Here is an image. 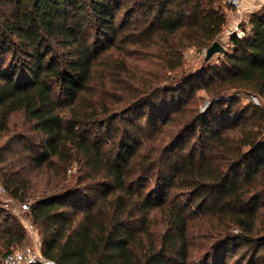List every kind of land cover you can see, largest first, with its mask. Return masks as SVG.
<instances>
[{"label": "trees", "instance_id": "16d2710c", "mask_svg": "<svg viewBox=\"0 0 264 264\" xmlns=\"http://www.w3.org/2000/svg\"><path fill=\"white\" fill-rule=\"evenodd\" d=\"M219 2L0 0V183L46 259L264 264V4L185 70ZM29 235L0 207L4 257Z\"/></svg>", "mask_w": 264, "mask_h": 264}, {"label": "rangeland", "instance_id": "374dc122", "mask_svg": "<svg viewBox=\"0 0 264 264\" xmlns=\"http://www.w3.org/2000/svg\"><path fill=\"white\" fill-rule=\"evenodd\" d=\"M219 3H223V0H220ZM252 10H254V9L253 8L251 10L245 9V11L241 15H239V14L228 9V11H227L228 22L226 24V28L224 30V33H223L222 37L219 39V41L225 42L226 38L229 36L231 31L235 29V27L239 26L240 23H244L247 21L248 16ZM233 19H235V21L232 22ZM239 30H241V29L239 28ZM206 51H207L206 49L198 50L196 48H190L185 52V70H186V73H194V72L199 71V69L203 65V61H204V58L206 55ZM220 56H221L220 54H216L214 56V59H213L214 64H217L218 60H221ZM137 64H139V62H137ZM198 94L203 95L204 92L201 90V91H198ZM245 102H247V101H245ZM205 105H206V103L202 102L201 108L205 109V107H206ZM19 118H20L19 116H15L16 122L21 121V119H19ZM74 170H75V168H74ZM39 174L40 175L38 178H41V177L46 178V175L44 176L42 173H39ZM0 185L3 186L1 183H0ZM38 196L39 195H37V197ZM28 202L31 204L33 202V199L30 198L28 200ZM21 204H22L21 202L19 203L18 201L12 199L7 191L5 193L0 192V207L6 209L8 211V214L13 215L15 217L16 221L23 222L28 227L30 235L28 236V238L25 242L26 244L22 247L28 248L32 251H37L39 249L38 231L31 226V222L26 215L28 211L27 212H21L20 211ZM3 257L4 256L2 255V253H0V264H1Z\"/></svg>", "mask_w": 264, "mask_h": 264}, {"label": "built area", "instance_id": "2783aa9c", "mask_svg": "<svg viewBox=\"0 0 264 264\" xmlns=\"http://www.w3.org/2000/svg\"><path fill=\"white\" fill-rule=\"evenodd\" d=\"M224 3L228 5L233 12L241 15L245 11L244 6V0H224ZM237 33L239 37H242L243 32L239 30V26L235 27L234 30L231 31V33ZM230 33V34H231ZM256 103H259L257 99H255ZM0 192L5 193L6 190L3 186L0 185ZM30 208L29 203H22L20 206L21 212H27ZM39 262L46 263V264H58L57 262L53 260L46 259L40 249L37 251H32L28 248H18L14 250L12 253L6 255L2 261L1 264H37Z\"/></svg>", "mask_w": 264, "mask_h": 264}, {"label": "water", "instance_id": "95a60500", "mask_svg": "<svg viewBox=\"0 0 264 264\" xmlns=\"http://www.w3.org/2000/svg\"><path fill=\"white\" fill-rule=\"evenodd\" d=\"M226 50V47L220 42L215 41L206 51L205 60L208 61L216 54H221Z\"/></svg>", "mask_w": 264, "mask_h": 264}, {"label": "crops", "instance_id": "0c3cea01", "mask_svg": "<svg viewBox=\"0 0 264 264\" xmlns=\"http://www.w3.org/2000/svg\"><path fill=\"white\" fill-rule=\"evenodd\" d=\"M262 4H264V0H244V6L248 10H251L252 8L256 9L260 7ZM233 21H235V19H233L232 22Z\"/></svg>", "mask_w": 264, "mask_h": 264}]
</instances>
